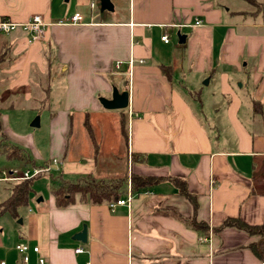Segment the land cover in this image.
<instances>
[{
    "label": "crops",
    "instance_id": "0c3cea01",
    "mask_svg": "<svg viewBox=\"0 0 264 264\" xmlns=\"http://www.w3.org/2000/svg\"><path fill=\"white\" fill-rule=\"evenodd\" d=\"M111 3L103 10L100 0H0V20L41 15L47 24L35 43L22 30L0 33V111L25 105L61 113L59 122L51 115L59 162L76 181L111 173L100 167L107 158L96 150L87 118L99 144L109 136L102 118H114L115 146L124 124L125 163L155 182L131 190L130 204L114 211L108 201L81 195L59 207L55 188L46 200L33 184L29 204L11 214L22 218L19 227L10 221L0 240V264H264L256 250L262 236L225 226L230 219L264 225V0ZM77 13L83 20L74 22ZM115 89L129 93L128 109L101 104ZM74 113L84 119L82 129ZM6 136L0 133L2 145L25 155L10 171L39 162L49 170L36 149H22L32 134ZM73 144L93 145V153L69 155ZM84 228L85 242L76 239ZM21 243L30 248L27 263L16 249Z\"/></svg>",
    "mask_w": 264,
    "mask_h": 264
},
{
    "label": "rangeland",
    "instance_id": "374dc122",
    "mask_svg": "<svg viewBox=\"0 0 264 264\" xmlns=\"http://www.w3.org/2000/svg\"><path fill=\"white\" fill-rule=\"evenodd\" d=\"M175 39L177 42L179 41L178 36L176 35ZM6 106V105H5ZM1 107V106H0ZM39 107V106H38ZM37 106L35 107H28L25 105H17L14 110L9 111L8 109L4 108L2 109V114H8L9 119L8 121L1 119L0 120V133H3L4 136L7 135L8 137L11 136L12 133H17L22 136H26L28 134H32V138L34 139V142L28 145V147H22V149L25 151V153H34L35 149L39 152V154L42 156L44 161L50 162V168L45 169L43 174L39 177H35L36 181L34 183V188L37 190V193L40 195V197H44L46 200L49 198L50 192L53 188H56L60 184L61 179L65 181H76L77 177H72L70 175L63 174V164L57 165L53 161L54 159H57L58 161L63 163V156H62V148H59V133H55L56 131H59V128H54L52 126V116L56 114L57 118L55 119L56 122H59L61 120V113L56 111V113L48 112L45 109H37ZM36 108V109H35ZM8 112V113H7ZM37 118L40 119V126L35 127L33 126L34 122L37 120ZM102 127L104 132H108L107 138L104 139V142L100 144L98 143V140L100 139L99 136L95 138V133L93 132V129L89 123V119L87 118V130L90 132V135L94 139V145L97 151L100 150L101 147V156L107 158L106 160H102L100 162V167L105 165L111 170V173H105L100 177L97 178H84V182L81 184L83 190H81V193H88L87 187H90L91 190H95V188H103L108 186H121V191L126 193L129 192L132 186L133 178L137 175L133 173L132 165L129 161V164L125 163V143H124V137H125V131H124V124L122 126V135H123V141L122 144H114L112 141L113 138H111V135L114 131V118H102ZM117 119V118H116ZM74 125L76 126V129L78 130L79 127H82V122H84V119L81 117L80 113H74V116L72 118ZM6 123H5V122ZM122 121H124V118H122ZM10 129V130H9ZM82 129V128H81ZM9 131V132H8ZM6 136V137H7ZM7 137V139H8ZM0 142V153L5 149L10 150L11 147L8 145H2L5 143L4 138H1ZM8 141V140H7ZM94 147L93 145L90 146V148H86L85 146L82 147V145L74 146L71 145L69 149V155L79 157L81 155H90L93 153ZM116 149V150H115ZM118 156L119 158L115 161L112 160L113 157ZM111 158V159H110ZM135 158H133V161ZM27 160L25 159V163ZM132 162V157H131ZM15 164L14 161L9 160L6 156L0 154V205L3 203L8 196L10 195V192L12 188H14L17 183L23 182L20 178H22V174L26 170V166H21V168H14L11 169V171H14V174H9L10 167H13ZM20 165V164H19ZM40 162L37 164V167L39 168ZM31 168V167H30ZM106 168V167H105ZM101 170H104L101 169ZM106 168V172H107ZM6 179L7 181H4L2 179ZM10 179V180H9ZM66 193L70 192V190L76 191L75 189H72L71 187H65ZM71 188V189H69ZM81 193H76L77 196L81 195V197L84 198V196ZM25 209V208H24ZM28 214L27 209L21 211ZM26 214V215H27ZM14 218L11 216V214H4L0 216V240H4V236L7 237L8 231L10 230V225L12 223L10 221H13V225L16 227H19L18 223L22 219L13 220Z\"/></svg>",
    "mask_w": 264,
    "mask_h": 264
},
{
    "label": "trees",
    "instance_id": "16d2710c",
    "mask_svg": "<svg viewBox=\"0 0 264 264\" xmlns=\"http://www.w3.org/2000/svg\"><path fill=\"white\" fill-rule=\"evenodd\" d=\"M1 115V111H0ZM2 154L6 155V157L13 161V160H24V153L21 149L18 147H12L10 150L4 149ZM91 177V176H89ZM85 177V178H89ZM93 178V177H92ZM37 179V178H36ZM30 179V180H24L23 182L17 183V185L12 190L11 197L5 201L3 204L0 205V216L4 214H12L13 216H17L18 209L27 206L29 204V201L31 199V196L33 194V184L36 180ZM84 179V178H83ZM83 179L77 180V181H65L61 180L60 184L58 185L54 191L53 195L55 196L56 203L59 207H65L75 202V198L77 196L76 193H81L84 188H82L81 184L84 182ZM155 181L152 178H141L138 176H135L133 178L131 190L132 192H138L141 189H146L151 186ZM65 187H71L73 190H70V192L66 193ZM69 188V189H71ZM88 193H81L84 198L82 199L88 200L90 202H93L94 204L108 201V202H114L118 199H121L124 192L121 191V186H108L103 188H95V190H91L90 187H87ZM226 227H238L240 229H243L253 235H260L263 237V240L260 242L258 246H256L257 252H259V255L262 259H264V225L263 226H250L240 220L237 219H230L225 222Z\"/></svg>",
    "mask_w": 264,
    "mask_h": 264
},
{
    "label": "built area",
    "instance_id": "2783aa9c",
    "mask_svg": "<svg viewBox=\"0 0 264 264\" xmlns=\"http://www.w3.org/2000/svg\"><path fill=\"white\" fill-rule=\"evenodd\" d=\"M94 6L95 5L92 4V7H94ZM72 20L74 22L81 21V20H83V17L81 16V14L77 13L76 15H74ZM200 24H201L200 21L196 22V25L199 26ZM46 27H47V24L44 22V19L41 15H35L27 23H15V22H13L9 19H6V18L0 20V33L9 35V34H12L16 31H18V30H22V31L30 34L29 41L31 43H35V42L41 41L43 39V37L45 35ZM162 40L165 43H169L170 42L169 35L163 36ZM120 66H121V63H117V67L119 68ZM53 162L57 165H60V162L56 159ZM44 171H45V168L44 169L37 168V167L27 168L24 171V173L22 174V178H20V179L22 181L30 180V179H33L35 177H38ZM9 174L10 175L14 174V171H11ZM2 180L7 181L4 178ZM131 200H132V194H131V189H130L127 198H121V199H118L114 202L109 203V208L111 211H114L118 206L129 205ZM16 249L22 255L23 261L25 263H27L29 261V255L28 254H29L30 248L26 244L21 243V244L17 245ZM34 251L39 252V248L38 247L34 248ZM77 252L82 253L83 250L78 249ZM39 262H40V264H44L45 260L41 258ZM1 264H5V262H2Z\"/></svg>",
    "mask_w": 264,
    "mask_h": 264
},
{
    "label": "water",
    "instance_id": "95a60500",
    "mask_svg": "<svg viewBox=\"0 0 264 264\" xmlns=\"http://www.w3.org/2000/svg\"><path fill=\"white\" fill-rule=\"evenodd\" d=\"M101 6L103 10H111L113 8V5L111 3V0H100ZM180 42H185V37L179 36ZM101 104L104 108L108 110H125L129 108L130 104V96L128 92L119 93L117 89L113 92L112 99H101ZM33 126L38 127L40 126V119L37 118V120L34 122ZM76 239L85 242L87 240V230L84 228L82 233H79L76 235Z\"/></svg>",
    "mask_w": 264,
    "mask_h": 264
}]
</instances>
